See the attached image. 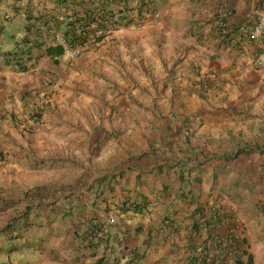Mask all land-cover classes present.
<instances>
[{
  "label": "crops",
  "instance_id": "0c3cea01",
  "mask_svg": "<svg viewBox=\"0 0 264 264\" xmlns=\"http://www.w3.org/2000/svg\"><path fill=\"white\" fill-rule=\"evenodd\" d=\"M111 1L127 21L98 45L76 58L50 56L52 40L37 26L42 46L19 72L6 59L18 45L19 52L32 46L22 43L35 38L26 32L28 17L64 12L54 0H0V16L11 17L0 33V79L51 69L57 86L42 91L49 105L42 109L40 91L34 97L24 88L20 101L0 93L10 115L40 108L17 127L0 122L8 168L43 163L51 179L36 186L44 197L52 188L73 193L57 204L65 211L61 229L49 233L53 243L40 232V264H203L199 224L212 206L237 228L239 260L264 264V99L246 102L263 97L264 71L252 49L220 45L213 27L227 10L235 23L251 21L261 0ZM64 58L72 65L62 75ZM227 93L244 99L220 102ZM70 146L74 157L62 174ZM52 216L55 227L60 213Z\"/></svg>",
  "mask_w": 264,
  "mask_h": 264
},
{
  "label": "rangeland",
  "instance_id": "374dc122",
  "mask_svg": "<svg viewBox=\"0 0 264 264\" xmlns=\"http://www.w3.org/2000/svg\"><path fill=\"white\" fill-rule=\"evenodd\" d=\"M20 28H21L20 32H23V25H21ZM60 63H63L62 66L59 67L63 75V68H69L72 65V63H69L67 58L61 59ZM53 64L55 67L56 63H53ZM257 70L264 71V67H258ZM52 75L55 77L53 70L48 69L47 71H40V75H34V73H31L27 75L25 74L23 76H20V75L15 76L12 78V81H10V79H7V78L0 79V93H5L6 95L10 93L11 97H9V99L14 98V95L18 94V98L20 101L21 93L19 91H22V90L26 91L24 88H29L32 93V96L34 97L38 96V94L36 95L35 91H40V95H41L40 108L41 109L43 107L46 108L49 105H46V103H44V101L46 100L45 99L46 96H44V93L42 91H52V88L57 87L55 85L56 80H54ZM208 85L210 84L208 83ZM38 86H40V88H38ZM9 91H14V92H9ZM17 91L19 93H17ZM204 92H208V91H204ZM52 93L51 95L47 93L45 94L47 96H52ZM241 94L244 96V98H246V96L244 95L245 93H242L241 91ZM262 96L263 97H257L256 99H253V97H250L249 99L246 98L247 99L246 102H248L249 104L258 103L261 101V99H264V92ZM244 98L237 99L234 96V94L230 96L229 93H227V95L222 97L219 101L225 102L227 99H230L232 103H237L243 100ZM1 108L2 106H0V122L1 123L7 122L4 125L6 126L14 125L15 127H17L15 122H18V124H21V122H26L27 120L30 121L32 113L34 111L40 110L37 104H34L33 106L27 105L26 107L27 110L23 114L16 115L14 113L10 115L9 112L6 113L5 112L6 110L3 111ZM14 116H15V120L17 121L13 119ZM112 116L113 114L111 113V116H110L111 119L113 118ZM132 116L133 114L131 113L127 117V119H130L131 121ZM19 117H23L22 118L23 120L20 119ZM98 132L99 131H96L95 135L98 136L99 135ZM116 132H121V131H116ZM116 132L114 131L111 135L114 136ZM1 136L4 137V140H1ZM7 138H8V133L5 134L4 132H0V146H3L5 144ZM16 139L21 140V137L16 138ZM41 142L42 141L40 140V143ZM11 144L13 145V143ZM14 149L16 148L13 147V150ZM65 152L67 153V151ZM41 153H42V150L40 148V155ZM69 153H70L69 158L67 160H63V163H61L64 166L66 163L68 164L66 168L63 169L62 174H65L67 173V170H70V164L72 162L71 159H73L74 157V154L71 151V146L69 147ZM10 163H11V159L9 158V154H7L6 157L3 156V159L0 161V233L5 234L4 237H0V243L4 247L11 246L12 248H14V246L17 243L15 247H19V249L17 253L10 254L11 255L10 260H7L6 256L0 253V264H40V250L43 249L44 247L43 241L42 239H40V232H43V233L45 232L46 235L44 236V239L46 240L51 239L49 240V243L51 242L53 243V239L49 233L52 234L53 231L58 230L60 228V224L62 221H59V219L62 220L61 213L65 211V209L62 210V208H60L57 204H59L60 199H64L66 197L65 196L66 193H68L67 194L68 197H71L73 193L71 191L67 192L64 190H55L52 188L53 194L51 195L50 198H46V197L40 198V196L35 197V195L33 194L30 195V193L36 190L35 188H37L36 186L37 183L40 182V184L41 183L44 184V183H47V181L51 179V178H47L46 175L43 174V172L46 171L44 169H46L47 165L40 163L39 169L29 170V167L26 164H24V166H22L21 168V163L23 162L19 160V161H16V163L19 164V168L16 170V169L8 168L10 167L9 166ZM61 168L62 167L58 169L60 170ZM29 171L33 173L29 174ZM62 202L60 203V205H62ZM61 207H64V206H61ZM53 212L57 214L60 213V217L55 220L56 228L53 227L54 225L53 221H54V218H56V216L51 217V214ZM24 217L27 220L26 223L30 226L29 231H23V229H25L27 226V224L24 223V225L21 228V231L16 232L17 235H20L19 236L20 240H17L15 243H13V240H9V239H12L10 238L11 236L5 233L7 231L8 233H10L11 230H6V229L9 226L21 225L23 223L21 220ZM19 238H16V239H19Z\"/></svg>",
  "mask_w": 264,
  "mask_h": 264
},
{
  "label": "built area",
  "instance_id": "2783aa9c",
  "mask_svg": "<svg viewBox=\"0 0 264 264\" xmlns=\"http://www.w3.org/2000/svg\"><path fill=\"white\" fill-rule=\"evenodd\" d=\"M92 9H94L92 17L96 19L95 21L90 23L85 19L76 22V17L68 19L64 32L59 25L63 23L65 13L61 16H48L47 23L43 24V33L52 40L55 48L63 50L64 55L76 57L88 46L98 45L110 34L116 24L127 21V17L122 14L120 15L126 19L122 20V17L116 16L115 13L111 18L104 15L103 11L98 9V4ZM82 15L83 13L80 17ZM232 15V11L227 10L214 20L213 27L216 30L218 43L239 51L252 49L253 62L259 67H264V0L259 2L254 18L247 23L233 22ZM206 87L208 88L207 85ZM32 120L37 123L38 115L36 114ZM217 208L218 206H212L207 211L210 217L206 216L200 221L199 233L204 235V240L199 257L206 259L208 264H225V259L235 263L243 251L242 238L235 226L227 225V217ZM208 219L211 221L207 222Z\"/></svg>",
  "mask_w": 264,
  "mask_h": 264
},
{
  "label": "trees",
  "instance_id": "16d2710c",
  "mask_svg": "<svg viewBox=\"0 0 264 264\" xmlns=\"http://www.w3.org/2000/svg\"><path fill=\"white\" fill-rule=\"evenodd\" d=\"M55 3L59 7V9L65 13V19L66 20L76 17L77 18L76 22L81 21V20L85 21V19H86L90 23L96 20L92 17L93 11H94V9H92V8L95 4H98V9H101L103 11L104 15H106L110 18L113 16V12H114V8H111V7H114V5H115V3H112L111 0H60L59 2H55ZM81 13H83L82 17H80ZM47 17L48 16H46V15L45 16L44 15L39 16L38 18L34 17V16H29L28 20L31 21L32 23H29V25H27L26 32L30 35H34L35 38L31 39L30 42H27V38H26L27 35H25L22 43H25V45H27L28 47H29V44H32V46H30L29 49L25 48V50L19 52L18 49H19L20 45H18L15 50H13L12 52H9V55L7 56V59H6L8 64L16 66V68L19 72H23L24 70H26L25 69L26 67H27V69H29L28 66H30V65L28 63H30L32 61V59L35 58V56H33L32 52H31L32 48H41L42 45H40V29L37 28V26L43 27V24L47 23L46 22ZM10 19H11V17H9L7 15H3V17L0 16V33H2V31L4 29L3 24ZM22 47L20 49H22ZM47 52H48V55H50V56H62L63 55V50L61 48H53L52 47V48H49ZM3 156H4V154L2 152H0V161L3 159ZM43 190H45V189H43ZM41 191H42V189L37 188L35 191L30 193V195L33 194V195H35V197L40 196V198H42V197H44V194L46 192L41 193ZM25 217L21 220L23 222L21 225L9 226L6 229V230H11L10 233H8V231L5 233L8 234L9 236H11L10 238H12V239H9V240H13V243H15L17 240H20V238H19L20 235H17L16 232H20L24 223L27 222ZM208 221L209 220H207V222ZM29 228H30V226L27 224L26 228L23 229V231H29ZM196 229H198V225H197ZM96 230H98V228H96ZM4 236H5L4 233H0V237H4ZM16 238H19V239H16ZM16 245H17V243H16ZM15 246H14V248H12L11 246L4 247L0 243V253L4 254L6 256L7 260H10V256H11L10 254L18 252L19 247H15ZM201 262H203V264H207L206 259H201ZM237 264H244V263L241 260H238ZM247 264H251V261L249 260V262Z\"/></svg>",
  "mask_w": 264,
  "mask_h": 264
},
{
  "label": "clouds",
  "instance_id": "9594fccd",
  "mask_svg": "<svg viewBox=\"0 0 264 264\" xmlns=\"http://www.w3.org/2000/svg\"><path fill=\"white\" fill-rule=\"evenodd\" d=\"M64 54V53H63Z\"/></svg>",
  "mask_w": 264,
  "mask_h": 264
}]
</instances>
